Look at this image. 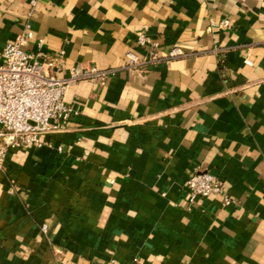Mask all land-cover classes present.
Returning a JSON list of instances; mask_svg holds the SVG:
<instances>
[{
    "label": "crops",
    "instance_id": "0c3cea01",
    "mask_svg": "<svg viewBox=\"0 0 264 264\" xmlns=\"http://www.w3.org/2000/svg\"><path fill=\"white\" fill-rule=\"evenodd\" d=\"M140 30L183 54L130 66ZM27 32L58 75L111 71L68 86L50 144L9 150L0 264H264V0H0V48ZM197 170L228 201L189 202Z\"/></svg>",
    "mask_w": 264,
    "mask_h": 264
},
{
    "label": "built area",
    "instance_id": "2783aa9c",
    "mask_svg": "<svg viewBox=\"0 0 264 264\" xmlns=\"http://www.w3.org/2000/svg\"><path fill=\"white\" fill-rule=\"evenodd\" d=\"M214 24L229 27L230 21L223 19ZM29 37L30 32L19 34L0 48V169L10 149L50 144L52 134L69 129L72 116L77 114V110L65 100L71 83L95 79L105 82L111 71L94 65H78L73 66L68 75H58L63 51H31L25 47ZM136 41L140 46H150L149 57L140 62L137 54L129 51L127 59L130 66L183 54L182 48L175 45L159 55L155 48L157 43L151 41L146 30L138 31ZM63 149V146H58L60 152ZM186 186L189 202L210 194L223 195L228 201L222 179L207 170L193 172L186 180Z\"/></svg>",
    "mask_w": 264,
    "mask_h": 264
}]
</instances>
